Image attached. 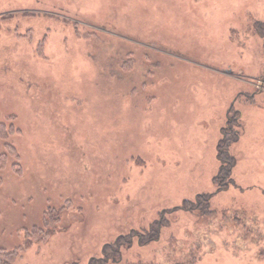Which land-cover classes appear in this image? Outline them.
Listing matches in <instances>:
<instances>
[{
	"label": "rangeland",
	"instance_id": "374dc122",
	"mask_svg": "<svg viewBox=\"0 0 264 264\" xmlns=\"http://www.w3.org/2000/svg\"><path fill=\"white\" fill-rule=\"evenodd\" d=\"M260 24L264 0H0V121L21 166L0 169V247L62 208L13 264H89L120 236L106 264H264Z\"/></svg>",
	"mask_w": 264,
	"mask_h": 264
},
{
	"label": "trees",
	"instance_id": "16d2710c",
	"mask_svg": "<svg viewBox=\"0 0 264 264\" xmlns=\"http://www.w3.org/2000/svg\"><path fill=\"white\" fill-rule=\"evenodd\" d=\"M261 28L264 27V24H260ZM256 31L261 30L257 27ZM233 122L229 121L222 128V136L217 145V158L219 161V169L214 177V182L218 183V186L222 185V187L228 186V180L230 177V172L235 163V159L229 153V146L232 142H235L238 139V133L232 131ZM228 126V129H227ZM227 129V130H226ZM19 130L13 126L12 123L6 125L2 121H0V142L2 143V152H0V169H5V166H10V169L16 175L20 174L21 166L19 160V154L11 142V139L14 134H18ZM7 168V167H6ZM205 198L206 196H200V198ZM210 198V195L208 194ZM61 209L51 208L49 207L44 211L41 222L39 226H33L31 229H27L25 231L26 240L21 247L13 248L11 250H7L3 247H0V264H13L15 262L16 256L18 254V250L22 248L28 247L32 242H45L55 231L56 224L60 220ZM155 228V229H154ZM160 228V225L155 227L151 226V230H153L150 235H142L136 236L140 245H143L151 240L158 238L156 235L157 230ZM153 236V237H152ZM132 236L123 237L120 236L113 244H108L104 247L103 253L101 257L98 259H91L89 264H106L108 260H114V258L118 257L120 259L121 255L119 249L123 246H129L131 243ZM127 239V240H125ZM116 256V257H115Z\"/></svg>",
	"mask_w": 264,
	"mask_h": 264
},
{
	"label": "flooded vegetation",
	"instance_id": "af4514ba",
	"mask_svg": "<svg viewBox=\"0 0 264 264\" xmlns=\"http://www.w3.org/2000/svg\"><path fill=\"white\" fill-rule=\"evenodd\" d=\"M229 121H230V118H229Z\"/></svg>",
	"mask_w": 264,
	"mask_h": 264
}]
</instances>
